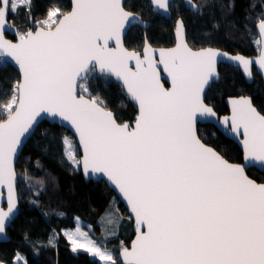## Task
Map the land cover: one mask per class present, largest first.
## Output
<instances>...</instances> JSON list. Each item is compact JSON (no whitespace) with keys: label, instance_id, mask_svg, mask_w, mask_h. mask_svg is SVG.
Returning a JSON list of instances; mask_svg holds the SVG:
<instances>
[{"label":"snow or ice","instance_id":"snow-or-ice-1","mask_svg":"<svg viewBox=\"0 0 264 264\" xmlns=\"http://www.w3.org/2000/svg\"><path fill=\"white\" fill-rule=\"evenodd\" d=\"M167 9L168 0H155ZM31 10V0H0V53L19 64L22 78L13 87L7 113L0 120V185H7L8 207H0V233L16 208L13 157L22 137L41 113L58 115L79 135L84 155L77 159L65 137L66 155L85 173H104L127 199L135 214L137 237L122 249L126 264H264V183L246 174V167L264 168V115L250 100L232 101L231 131L243 135L244 161L229 163L196 134L197 114L214 116L202 93L215 74L220 53L193 51L177 22V45L160 50V63L171 88L160 83L153 50L143 59L123 47L125 25L136 19L122 0H74L72 10L50 9L35 30L5 39L9 13ZM197 7V5H192ZM264 44V20L259 25ZM115 40L116 47H109ZM238 60L251 76L253 61ZM135 60V68L129 61ZM256 63L264 70V53ZM96 65L123 81L138 105L134 124L119 123L98 97L85 95L78 81ZM73 251L85 249L104 264H117L112 254L77 228L66 232ZM21 258L17 255V260Z\"/></svg>","mask_w":264,"mask_h":264},{"label":"trees","instance_id":"trees-1","mask_svg":"<svg viewBox=\"0 0 264 264\" xmlns=\"http://www.w3.org/2000/svg\"><path fill=\"white\" fill-rule=\"evenodd\" d=\"M194 10L187 9L182 0L170 4L171 17L166 19L153 13L149 0H124V7L139 15L148 26H133L124 37L126 47L140 50L144 35L154 46H171L174 43L173 28L180 17L186 29V39L193 48L216 46L246 56L258 53L255 24L264 18V0H193ZM60 8L67 12L68 0H31V10L20 7L9 13L8 21L23 32L32 23L43 19L48 11ZM7 37L13 38L8 33ZM219 79L205 93V102L219 114L227 113L224 99L228 96L248 95L252 103L264 115V87L255 72L252 82H247L240 70L228 64L219 66ZM19 79L17 71L0 58V105L8 102L13 87ZM87 89L85 95L98 97L107 109L114 112L119 122H132L137 112L135 105L126 97L121 85L109 76H98L92 71L81 81ZM81 92V89L78 88ZM7 113L0 107V120ZM198 135L203 142L215 148L231 162H241L242 152L231 140L224 137L211 124H199ZM67 137L73 144L78 159V147L73 136L56 124L42 121L27 141L16 162L19 212L7 228L9 240L0 243V260L17 264V255L23 264H100L97 258L82 250L73 251L64 229L74 228L76 218L97 227L98 218L109 202L117 207L127 226V235H120L110 243L117 264V251L127 246L132 235V221L122 204L104 182H85L79 165L73 164L66 155ZM247 174L264 182V172L251 167ZM25 176V178H24ZM119 242L123 243L120 247ZM108 246V245H107ZM109 249V247H107Z\"/></svg>","mask_w":264,"mask_h":264},{"label":"water","instance_id":"water-1","mask_svg":"<svg viewBox=\"0 0 264 264\" xmlns=\"http://www.w3.org/2000/svg\"><path fill=\"white\" fill-rule=\"evenodd\" d=\"M68 1L70 3V8H69V10L67 12H70L72 10L73 4H74V0H68ZM173 1L174 0H168V5L169 6H168L167 9L159 8L155 4V0H149V4H150V7H151V10H152L153 13H156L159 16L164 17L166 19H170V17H171L170 4ZM182 2H183L184 6L187 9H189V10H194L195 9V7H192V5H195V3L193 2V0H182ZM122 3H123V6H124V0H122ZM125 10L128 11V12H131V13L135 14L136 19H134L131 22L127 23L125 25L124 30L122 31V34H121V42L123 44V47L125 49H127L129 52L139 53L140 56H141V58L143 59L144 49H145L146 44L148 46H150V48L153 50V53H152L153 59L157 62V71L159 72V75H160V83L163 84V86L165 88H171V86H172L171 77L165 71L164 64L159 62L160 61V50L161 49H165V50H167V49H173V48L176 47L177 42H178V40H177V22L178 21H182V19L180 17H177L176 20H175V24H174V28H173V38H174L173 45L166 46V47L165 46H154V45H152V44L149 43V41L147 40V38L144 35V41H143L142 48L140 50H133V49H130V48H128V47L125 46V44H124V37L126 36L127 32L129 31V29L131 27L137 25V26H140V27L146 29L147 26H148V24L139 15H137L135 12H132V11L126 9V8H125ZM67 12H65V13H67ZM260 21H258L255 24V29H256V32H257V35H258V39H260V32H259V27H258ZM7 23H8L9 26L6 27L5 28V31H4L5 39L11 40L12 42L15 43L18 40V32H17L16 28H14V27H12L10 25V23L8 21V17H7ZM182 23H183V21H182ZM31 29L34 31L35 30V27H32ZM6 33H8L10 36H13V38L7 37L6 36ZM182 36H183V40L187 43V45L193 51H199L201 49H214V50H218L220 53H227L228 54L227 56H225V55H218L216 57V61H215V74H213L210 77L209 82H208V84L205 85L204 91L202 93L203 103L206 106L212 108L213 111L215 112V115L214 116H203V115L197 114L196 120H195V128H196V134L198 135V130L197 129H198V125L199 124H211L212 126H214L215 129L218 132H220L227 139L233 141L239 147V149L242 152V161L241 162H231V161L227 160L223 155H221L215 148H213L212 146L206 144L202 140L201 141L204 144H206L207 146L213 148L217 153H219L229 163H234V164L235 163H241V164L246 163L244 161V148H243V144H242L243 135L241 134V135L238 136L235 133H233L231 131V121L229 120V123L227 125H225L223 123V118L224 117H229L230 118L232 116V101L233 100H239L241 98H246V99L250 100L252 106L258 112H259V110L252 103V100H251V97L250 96H248V95H238V96H228V97H225L224 102H225V105H226L228 111H227V113L219 114L216 110H214V108L211 105H209L208 103L205 102V93L208 90V88L212 85V83L218 81L219 76H220L219 66L221 64H228V65L237 67L240 70L241 74L243 75L244 79L247 82H249V83L253 80V69H255V71L257 72V74L261 78L262 83H263V87H264V70H262L260 68L259 64L256 63L257 59L261 56L262 53H264V44H259V50H258V53L256 55H254V56H246V55H244V54H242L240 52L233 53V52H230V51L221 49L219 47L210 46V45L204 46V47H200V48H193V47H191L188 44L187 39H186L187 33H186V29H185L184 24H183V33H182ZM109 47H111V48H115L116 47L115 40H112V41L109 42ZM234 56H243V57H245V58L250 59V60L253 61L252 65H250V70H251V73H252L251 76L247 75V73L244 70V66L238 60L231 59V57H234ZM0 58H2L4 60V62L10 64L17 71V73L19 75V79H18V81H19L22 78V74H21L20 66L15 61V59L13 57H11L10 55H8L7 53H0ZM129 65H130V67H132L134 69L135 68V60L129 61ZM92 71H94L95 74L98 75V76H102V75L109 76L114 81L118 82L121 85V87L123 88V91H124L126 97L136 107L137 112L135 114L134 120L132 122H128L129 124H134L135 118L138 115V105H137L136 101H134L132 99V97L129 95V93L126 90V87L123 84V81L120 78L116 77L112 73L107 72L106 70L102 72L100 70V68H99L98 65H96L94 68H92L90 71H88L86 75L85 74H82L83 78L78 81L77 92L80 93L78 91V88H79V85H80L81 81L85 80L86 77ZM111 112H113V111H111ZM113 114H114V112H113ZM260 114L263 115L262 113H260ZM6 119H7V116L3 120H6ZM42 121H46L49 124H56L57 126L62 127L65 130H67L73 136L74 141H75V143H76V145L78 147V152H79V158L78 159H82V157L84 155V149H83V145L80 143L79 135L76 133L75 128L70 124V122L64 120L63 118H61L58 115H51V114H48V113H41V115L39 117H37V122L34 124L33 128L30 129L29 133H27L24 137H22L21 145L18 147L17 152H16V154L13 157V168H14V171L16 173V179H15V182H14L15 183L16 208H15L14 212L12 213V215L10 217H8L6 219V221H5V229H4V232L3 233H0V243L6 242V241L9 240V235L7 234V228L15 220V218L17 217L18 212H19V198H18V192H17L18 177H17V172H16V162H17V160L19 158V155H20L21 151L23 150L25 144L33 136L34 132L36 131V129L38 127V125ZM119 123H124V122H119ZM198 137H199V135H198ZM251 167H253V166L246 167V169H245L246 174H247V170L249 168H251ZM253 168L257 169L259 172H264V168H261V167H258V166H255ZM79 171H80V174H81V176H82V178H83V180L85 182H87V181H92V182H101L102 181V182H104L106 184V186L110 190H112V192L115 194V196L117 197L118 201L124 207V210L127 213L128 217L132 221V232H133V235H132V237H131L128 245L119 248L118 251H117V257L119 259V264H126V261H125V259L123 257V254H122V249L123 248H128L129 250H131L132 243H133L134 240H136V237H137V224H136L135 214L132 212L131 206L129 205L127 199L123 196V194L120 193L119 189L108 179V177L104 173H93L91 170H89L88 173L86 174L82 163L79 164ZM249 178L255 180L254 178H252L250 176H249ZM255 181L257 183H264V182H258L257 180H255ZM7 197H8V188H7V185H0V207H2L5 211H7V207H8ZM0 264H7V263H5L2 260H0Z\"/></svg>","mask_w":264,"mask_h":264},{"label":"rangeland","instance_id":"rangeland-1","mask_svg":"<svg viewBox=\"0 0 264 264\" xmlns=\"http://www.w3.org/2000/svg\"><path fill=\"white\" fill-rule=\"evenodd\" d=\"M46 16L43 19H45ZM43 19H41V20H43ZM32 26L35 27V23H32ZM258 50H259V44H258ZM71 145H72V149H73L72 142H71ZM73 151L75 153V150H73ZM24 178H25V176H24ZM97 224H98L97 227H95V226L90 225L87 222H84L80 218H76L75 227L64 229L63 233L65 234L66 232H75L77 228H80L81 231L87 232L89 238L94 240L98 246H100L102 249L108 250L112 254L113 258L115 259L114 255L112 253V250L115 248V245L113 243H110V241H112L113 239L119 238L120 235H127V226L122 221L121 214L117 210V207H115V205H113L112 201L108 203L104 212L98 218ZM66 238L68 239L67 236H66ZM68 241H69L71 247L73 248L71 241L69 239H68ZM121 245H123V243L119 242L118 246L120 247ZM107 247H109V249ZM78 250L86 251L85 249H78ZM90 255H92V254H90ZM94 257L98 259L100 264H104V262L101 261L99 259V257H97V256H94ZM20 258L21 259L19 261H16L17 264H23V259H22V257H20Z\"/></svg>","mask_w":264,"mask_h":264},{"label":"flooded vegetation","instance_id":"flooded-vegetation-1","mask_svg":"<svg viewBox=\"0 0 264 264\" xmlns=\"http://www.w3.org/2000/svg\"><path fill=\"white\" fill-rule=\"evenodd\" d=\"M264 18H262L261 20H263ZM33 27V26H32ZM258 36V35H257ZM259 40V39H258ZM255 70V69H254ZM256 72V71H255ZM257 73V72H256ZM253 78H254V73H253ZM252 82V81H251Z\"/></svg>","mask_w":264,"mask_h":264},{"label":"crops","instance_id":"crops-1","mask_svg":"<svg viewBox=\"0 0 264 264\" xmlns=\"http://www.w3.org/2000/svg\"><path fill=\"white\" fill-rule=\"evenodd\" d=\"M91 256H93V257H94V255H91Z\"/></svg>","mask_w":264,"mask_h":264}]
</instances>
